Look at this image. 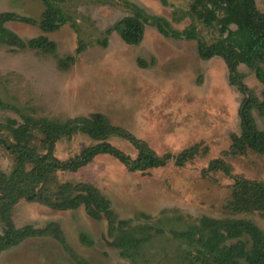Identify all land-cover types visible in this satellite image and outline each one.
Instances as JSON below:
<instances>
[{"label":"rangeland","instance_id":"374dc122","mask_svg":"<svg viewBox=\"0 0 264 264\" xmlns=\"http://www.w3.org/2000/svg\"><path fill=\"white\" fill-rule=\"evenodd\" d=\"M53 1L76 24L47 35L56 43V56L73 55L78 41L86 50L62 72L50 55L0 45V122L20 121L22 114L64 122L102 113L112 124L147 142L158 155L171 154L174 159L167 166L144 173H130L114 158L100 155L77 173L58 175L61 181L93 185L120 219L132 221L134 230L151 226L163 233L152 232L136 256L124 258L109 245L105 221L92 220L82 207L57 212L20 202L12 210L16 228L41 229L56 223L66 245L49 236L29 238L1 252L0 264H183L179 257L188 248L174 240L170 230L181 231L202 216L233 217L226 209L233 178L264 183V157L232 148L230 136L239 133L242 95L228 85L220 58L201 60L195 41L166 38L148 23L138 46L124 44L114 32L106 36L105 31L132 15L133 6L145 12L149 23L154 18L165 20L175 31L195 26L198 37L207 43L217 38L218 30L206 29L189 16L194 0ZM256 2L264 10V0ZM42 11L41 0H0V13L39 20ZM7 28L25 41L40 35L31 25L11 23ZM104 38L105 48L99 44ZM138 60L147 67H139ZM240 71L247 87L263 101L264 86L245 67ZM253 117L263 130L264 117L257 110ZM110 142L135 157L127 142L119 138ZM92 144L77 135L59 142L55 155L66 161ZM184 151H188L187 159L177 166V157ZM11 159L0 151L3 171L8 172ZM218 159L224 162V170L206 171ZM233 218L250 220L264 232V218L258 214Z\"/></svg>","mask_w":264,"mask_h":264},{"label":"trees","instance_id":"16d2710c","mask_svg":"<svg viewBox=\"0 0 264 264\" xmlns=\"http://www.w3.org/2000/svg\"><path fill=\"white\" fill-rule=\"evenodd\" d=\"M256 1L194 0L189 16L206 29L216 27L218 30L217 38L211 43L198 37L195 26L175 31L165 20L154 18L149 23L145 12L136 6L132 7V15L116 22L105 31V35L114 32L124 44L138 46L148 23L166 38L195 41L201 60L220 58L226 67L228 85L242 95L238 108L239 133L230 136L232 148L242 154L253 152L264 157V129H258L253 117L255 110L264 117V100L259 101L247 87L245 74L240 71L241 66L245 67L264 86V10H259ZM41 3L43 11L39 20L12 12L0 13V45L50 55L56 59L57 69L66 72L75 65L86 45L78 41L73 55L58 58L56 43L47 35L58 32L66 25L75 28L76 24L57 2L41 0ZM11 23L35 26L40 35L25 41L7 28ZM99 44L105 48L107 39ZM137 63L139 67H147L143 60ZM77 135L85 136L93 144L66 161L59 160L55 155L57 144ZM112 138L127 142L135 151V157L114 147L110 142ZM0 151L12 158L8 172L0 167V253L35 237L49 236L66 245L63 232L56 223L41 229L31 226L16 228L12 210L20 202L57 212L82 207L92 220L105 221L107 235L111 238L109 245L124 258L136 256L142 244L149 241L152 232L163 233L160 229L153 231L151 226L134 230L132 221L120 219L110 201L93 185L58 178L59 174L77 173L100 155L114 158L130 173L164 168L174 159L169 153L158 155L147 142L112 124L104 114L93 113L64 122L30 114H22L20 121L7 118L0 122ZM187 156L188 151L180 153L176 165L182 166ZM224 165L218 159L210 162L206 171H223ZM226 209L233 217L258 214L264 218V183L234 177ZM233 217L202 216L181 231L170 230L172 238L188 248L180 254V261L183 264H264V232L250 220ZM135 234L140 237H135Z\"/></svg>","mask_w":264,"mask_h":264}]
</instances>
